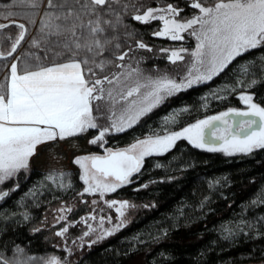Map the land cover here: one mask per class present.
I'll use <instances>...</instances> for the list:
<instances>
[{
	"label": "snow or ice",
	"instance_id": "obj_1",
	"mask_svg": "<svg viewBox=\"0 0 264 264\" xmlns=\"http://www.w3.org/2000/svg\"><path fill=\"white\" fill-rule=\"evenodd\" d=\"M185 2L188 8L197 10L191 18L182 17L184 8L173 3L148 6L143 12L136 8L132 17L145 25L160 22L162 26L152 33L155 37L183 41L187 33L195 38L197 43L191 52L184 47L160 49L168 53L167 58L173 64L182 62L184 53L193 58L188 73L179 81L168 76L145 77L139 68L111 76L100 75L114 61L98 57L108 52L123 62L133 50L120 52L121 44H113L119 37L108 35L109 30L115 33L121 26L127 27L121 12H126L129 5L122 4V0H47V10L39 21L37 35L28 41L29 49L37 51H27L21 56L17 52L29 35V29L16 21L15 17L20 13L0 12V19L9 21L0 23V34L13 26L18 29L14 40L11 36L4 37L12 40L10 49L7 52L0 50V60L12 58L14 61L3 66L7 74L0 81V184L21 170L27 171L38 146L82 136L90 129L98 128L99 134L89 143H107L106 135L133 128L168 97L211 81L238 57L264 48V0H214L211 4L207 0ZM17 4L33 10L25 13L24 18L35 27L44 0H14L12 7ZM113 5L120 6L121 10L118 12ZM136 48L152 51L142 40L136 42ZM49 56L51 63H45ZM116 67L123 69L125 65L120 63ZM243 71L247 74L248 66H243ZM256 84L255 79L247 83L240 79L236 86L252 88ZM225 90L235 91L236 88ZM217 98L226 99L223 96ZM239 100L247 110L229 108L218 115L199 119L180 131H166L163 135L153 133L118 150L106 148L105 155L76 157L74 163L82 169L80 179L86 185L79 195L99 194L103 198L134 183L132 177L141 172L146 157L164 155L180 140L196 149L227 156L264 149V106L254 102V95L246 92L240 93ZM101 113H106L110 121L103 128L97 122ZM65 176L63 172H54L47 179L60 189L70 188V182L65 183ZM9 194L8 191L0 192V201ZM104 202L109 208H115L119 223L104 228L106 219L111 224V217L100 216V232L92 244L125 226L127 209L135 207L128 201ZM92 203L95 205L98 201ZM57 212L60 213L57 223L67 221L72 208L61 207ZM24 218L28 219L27 214ZM89 221H97V216L92 214L79 221L88 227L80 237L81 247L84 237L97 232ZM72 226L69 222L55 235L65 237ZM66 250L71 254V249ZM17 251L23 250L17 248ZM38 259L40 264H64L57 256ZM0 264H10V261L0 256Z\"/></svg>",
	"mask_w": 264,
	"mask_h": 264
},
{
	"label": "trees",
	"instance_id": "obj_2",
	"mask_svg": "<svg viewBox=\"0 0 264 264\" xmlns=\"http://www.w3.org/2000/svg\"><path fill=\"white\" fill-rule=\"evenodd\" d=\"M13 2L0 0V12L20 13L16 21L29 29V35L17 52L21 56L27 51H37L29 49L28 41L37 35L47 0L39 9L35 27L24 18L25 13L33 10L20 4L12 7ZM123 3L129 5L126 12H121L127 27L121 26L115 33L109 30L108 35L119 37L113 44H121L120 52L133 50L123 62L108 52L98 57L114 61L100 75L119 73L131 63L154 72L175 67L167 60V53L160 49H173L182 42L153 36V31L160 27L159 22L145 25L132 17L136 8L143 12L148 6L168 3L184 8L182 17H190L196 10L188 8L185 0H122ZM113 7L118 12L121 10L120 6ZM0 23L9 21L0 19ZM17 33L15 26L4 29L0 34V50L7 52L12 40L4 37L11 36L14 40ZM140 40L152 51L137 49L136 42ZM51 61L49 56L45 63ZM12 62V58L0 60V81L7 74L3 66ZM120 63L125 65L123 69L116 67ZM243 66H248L247 74ZM240 79L245 83L255 79L257 84L252 88L237 87ZM233 87L235 91L225 90ZM241 92L254 95V102L264 106V48L238 57L211 81L169 97L128 131L107 135L106 145L129 146L153 133L179 131L229 108L243 109L244 104L239 100ZM219 96L226 99H218ZM106 117V113H101L99 124ZM50 173L54 172L22 170L16 178L0 185V192L10 193L0 201V256L10 264L17 261L40 264L38 258L51 255H57L68 264H264V149L227 156L196 149L180 140L168 153L145 158L141 172L132 177L134 183L106 194L104 199L100 195H79L83 193L84 184L78 171L63 172L65 183L71 184L66 189L49 181ZM93 200L98 203L94 205ZM111 200L135 205L126 211V225L112 236L81 247L76 244L83 235L81 226L69 228L66 242L55 235L60 229L52 225L57 209L71 207L69 218L75 222L99 211H104L105 215L109 208L104 201ZM109 213L114 214L111 210ZM65 247H70L71 254ZM17 248L23 251L18 252ZM30 257L37 259L30 260Z\"/></svg>",
	"mask_w": 264,
	"mask_h": 264
},
{
	"label": "rangeland",
	"instance_id": "obj_3",
	"mask_svg": "<svg viewBox=\"0 0 264 264\" xmlns=\"http://www.w3.org/2000/svg\"><path fill=\"white\" fill-rule=\"evenodd\" d=\"M207 3L211 4V2H207ZM196 12H197V10H196ZM188 18H191V16ZM161 26L162 25L160 24V27ZM184 36H185V39L183 41H180V42H182L181 45L176 47V48H173V49H178L180 47H184V48L188 49L189 52L195 50V46L197 43L195 38L188 35L187 33H185ZM183 55H184V60L182 62H177L176 64L171 63L167 58V60L175 66V67L169 68L167 70H162V71H158V72L157 71H155V72L154 71H144L141 67H138L136 64L131 63V64H129V65H131V68H128V66H126L123 71L127 72V71H130L131 69L139 68L142 71L143 76H145V77L150 76L152 78H157V77H161V76H168L170 78H173V79H176L177 81H179L188 73V71L191 68V65L193 63V58L188 53H184ZM167 56H168V53H167ZM122 79H123V77H122ZM106 87H109V86L106 85ZM238 110H247V109H246V106L244 105L243 109H238ZM109 123H110V121L107 119V117L105 120H103V123L99 124V122H98V124L100 125L101 128L108 126ZM94 130H97V131H94ZM99 130H100V128L90 129L87 133H85L82 136L71 137V138H67L65 140H59L58 139L56 141L48 142L46 144L38 146L36 155H34L30 160L29 170L37 169V170H41L44 172L78 171L80 173V176H81L82 175V169H80V167L74 163V160L76 157L86 156V155H105L106 154L105 153L106 148L118 150V149L128 147V146H125V147H119V148H112V147H108L106 145V143H104V144L98 143L95 145L90 144L89 141L92 138H94L96 135L99 134ZM92 132H95V134L92 135ZM106 137H107V135L105 136V140H106ZM142 139H144V138H142ZM17 176H18V173L14 177L10 178L9 180L16 178ZM83 184H84V182H83ZM85 187H86V185L84 184V188ZM83 192H84V190H83ZM84 194L89 195L87 193H84ZM108 194H110V193H108ZM96 195H99V194H96ZM104 197H103V199H104ZM63 207H66V206H63ZM110 210L113 211L114 214L109 213ZM103 212L104 211H99L98 213L97 212L91 213V214L84 216V217H88L92 214H95L97 216V221H89V223H91L94 228H97V232H94L91 235L84 237L83 245L87 244V243L91 244V241L96 239L97 235H99L100 229H99V225H98V220H99L100 216H104L105 218H107L109 216L111 217V224H109L107 222V219H106V222L104 224V228H111L113 225L119 223L118 213L115 211V208H109V210H107L105 212L106 213L105 215L103 214ZM69 214L70 213L67 214L68 215L67 221H61V222L57 223L56 218L58 215H60V213H57L54 216V220L52 219V225L58 226V228H60L59 230H61L62 227L66 226L69 222H71L73 224V226L78 225V226L83 227V233L88 230L87 225L79 222V221H81V219L78 221H75V222L70 220ZM63 238H64V241L66 242L67 237L65 236ZM76 244L81 245L80 238L76 241ZM65 249H70V247H67V248L65 247ZM67 253H68V251H67ZM51 256H57V255H51ZM61 261H63L64 264H68L63 259H61Z\"/></svg>",
	"mask_w": 264,
	"mask_h": 264
},
{
	"label": "crops",
	"instance_id": "obj_4",
	"mask_svg": "<svg viewBox=\"0 0 264 264\" xmlns=\"http://www.w3.org/2000/svg\"><path fill=\"white\" fill-rule=\"evenodd\" d=\"M14 62V61H13Z\"/></svg>",
	"mask_w": 264,
	"mask_h": 264
}]
</instances>
